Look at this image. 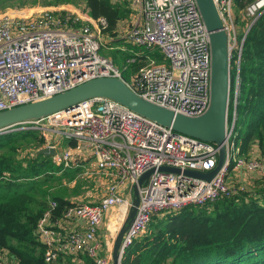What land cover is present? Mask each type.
Here are the masks:
<instances>
[{
	"label": "built area",
	"instance_id": "built-area-1",
	"mask_svg": "<svg viewBox=\"0 0 264 264\" xmlns=\"http://www.w3.org/2000/svg\"><path fill=\"white\" fill-rule=\"evenodd\" d=\"M132 2L135 19L125 32L126 40L139 49L159 50L162 58L147 55V64L129 80L110 57L100 52L98 33L100 27H107L106 18L97 19L100 27L96 29L88 16L85 19L80 14H63L57 8L42 10L33 17L17 13L1 15L0 111L50 97L93 78L109 76L124 79L141 97L175 112L188 116L204 114L211 100L212 56L210 33L197 1ZM215 2L229 36L230 58L235 59L236 75L230 95L233 119L227 126L226 157L211 180L160 168L212 170L219 156L215 143L176 133L171 127L107 97H93L53 115L4 130H42L46 140L43 147H56L54 162L69 167L76 159L75 151L60 150L59 144L48 138L50 132L58 131L66 138L78 140L82 150L89 149L93 154L99 170L118 179L99 203H77L67 208L65 217L85 220L87 229L85 233L70 232L63 241L62 234L50 224L52 210L57 206L56 201H50L49 209L38 223L47 262L54 263L60 252L70 250L87 254L95 264H114L112 254L100 253L101 242L97 237L100 225L112 208H117L119 221L128 217L133 202L120 187L128 184L132 189L149 170L153 171L140 187L136 216L123 237L121 261L125 250L146 232L159 213L210 204L234 195L238 187L244 189L228 183L231 169L264 173V159L239 155L234 143L243 45L252 24L264 12V0H251L244 7H240L242 0ZM234 7L240 9L243 25L237 23ZM142 55L134 53L127 62L131 64ZM56 116L62 117L61 122L40 125L44 119ZM0 264L15 262L8 259Z\"/></svg>",
	"mask_w": 264,
	"mask_h": 264
},
{
	"label": "trees",
	"instance_id": "trees-1",
	"mask_svg": "<svg viewBox=\"0 0 264 264\" xmlns=\"http://www.w3.org/2000/svg\"><path fill=\"white\" fill-rule=\"evenodd\" d=\"M70 1L46 0L45 3L61 6ZM84 1L92 27L98 29L97 19L104 17L108 23L107 27H100L104 37L128 49L140 50L124 34L125 18L131 10L129 0ZM249 1L242 0L240 7ZM60 12L66 13L63 6ZM111 53L113 57L122 54L118 50ZM134 53L119 56L120 63ZM147 55L162 58L159 50H144L135 62L126 65L123 77L146 65ZM240 74L234 143L239 155L264 159V12L244 41ZM235 75L236 63L232 59L233 88ZM232 112L231 102L229 122L233 119ZM45 142L39 129L0 133L1 262L11 259L15 264H74L80 256L91 259L85 253L70 250L60 252L54 263L45 259L46 245L38 232V223L49 209L50 201L57 202L50 224L62 234L63 241L70 233L60 224L71 220L65 217V211L73 204L82 203L72 198L85 193L89 185L86 178L79 176L83 170L79 159L64 167L56 164L52 155L38 154ZM68 142L72 148L77 146L75 140ZM255 144L260 154L252 152ZM250 178H253L252 186L241 190L238 187L232 196L201 206L190 205L161 219L155 216L158 224L152 225V221L147 233L125 250L121 264H264V173Z\"/></svg>",
	"mask_w": 264,
	"mask_h": 264
},
{
	"label": "water",
	"instance_id": "water-1",
	"mask_svg": "<svg viewBox=\"0 0 264 264\" xmlns=\"http://www.w3.org/2000/svg\"><path fill=\"white\" fill-rule=\"evenodd\" d=\"M196 1L210 33L212 56L211 100L204 114L200 116H188L175 112L172 109L141 97L124 79L103 76L90 79L69 90L50 97L0 111V133H4L5 129L11 128L22 122L35 118L47 117L59 111L69 109L84 100L98 96L107 97L120 102L131 110L147 116L160 124L171 127L176 133L215 143L219 147V156L218 163L212 170H181L173 166H162L160 168L162 171L176 174L184 173L205 180H211L223 166L226 157L225 142L228 135L227 126L229 122L232 86V60L230 58L229 36L224 29L223 21L215 0ZM56 153V147H42L38 150V154L53 156L56 155ZM152 171L153 170H149L145 172L140 177L138 183L134 185V202L114 243V264H121L123 237L136 216L141 200L140 187L147 181Z\"/></svg>",
	"mask_w": 264,
	"mask_h": 264
},
{
	"label": "crops",
	"instance_id": "crops-1",
	"mask_svg": "<svg viewBox=\"0 0 264 264\" xmlns=\"http://www.w3.org/2000/svg\"><path fill=\"white\" fill-rule=\"evenodd\" d=\"M130 8H131V6H130ZM48 138L52 139L53 141H56L59 144V148L73 149V151H75V153H76V155H75L76 159H79L80 162L83 163L82 164L83 168L84 167L86 168V164L90 163V165H91V171H92L90 173L91 175H89L86 178L89 181V185L86 186V188H85L87 190L85 191V193L81 194L79 197H73L72 201L79 200V201H82V203H84L83 201H85V203H93V204L99 203L108 194L110 188L114 184L118 183V179L114 174H111V173L108 174V173L103 172L97 168L93 154H91L89 149H83L82 150L79 147L80 143L78 140L73 139V138H66L64 135H62L58 131L50 132L48 134ZM69 139L75 140L77 142V146L72 148L69 146V144H67L66 145L67 147H63L64 140L69 141ZM252 152L255 154H260L257 144H255L253 146ZM237 172H240V171H237ZM97 173L108 175L110 179H107V181H106L105 180L106 177H101ZM92 174H96L99 176L92 175ZM256 174H257L256 172L247 173V176H245L244 179L249 180L250 176H253ZM94 189H97V190L100 189V191L97 192V190H94ZM120 191L124 195H126L128 197V199H130L132 202H134V197H135L134 187L131 189L130 185H128V184L122 185L120 187ZM165 212H168V211H165ZM172 212H178V211H172ZM160 214L161 213H159L156 216L158 217V216H160ZM119 219H120V221L118 220V216H117V208H112L108 211L107 215L105 216L103 222L100 225L97 237L99 238V241L101 242L100 253L102 255L103 254L104 255H111L112 254V256H113V249H114V243H115L116 237H117L118 232L122 228V226L125 223L127 218L124 221H122L121 218H119ZM60 225H62L63 228L68 233H70V232L85 233V231L87 229V222L83 219L64 221L63 224H60ZM116 229H118V230L116 231ZM140 237H138V238H140ZM74 264H95V263H94V260L92 258L90 260H88L86 257L80 256L79 258H77L75 260Z\"/></svg>",
	"mask_w": 264,
	"mask_h": 264
},
{
	"label": "rangeland",
	"instance_id": "rangeland-1",
	"mask_svg": "<svg viewBox=\"0 0 264 264\" xmlns=\"http://www.w3.org/2000/svg\"><path fill=\"white\" fill-rule=\"evenodd\" d=\"M46 0H0V16L6 13H17V14H21L22 16L25 17H33L34 15H36L37 13H39L42 10H54V8H57L58 10L56 11H60L61 10V6H63L66 10V13H70L72 15L74 14H80L82 15L85 19H87L86 16H88L90 18V16L88 15V10L85 9V1L84 0H71L70 2H68L67 4L61 5V6H57L55 4H46L45 3ZM129 7L131 6V10H130V14H128V16L125 18V23H126V28L125 31H127V29L130 28L132 21L135 19L134 17V11L132 10V0H129ZM235 8V12H236V16H238V20L237 23L239 25H243V22L241 21V11H239L240 9L238 7H234ZM240 28V27H239ZM241 29V28H240ZM125 34V33H124ZM99 37H100V43H99V47H100V51L103 55L110 57L115 63L118 62V64L116 63V65L123 71L124 74V69L126 67V65L128 66L129 63L127 62L128 58L131 55H128L126 59H124L122 61V63H120L119 58L124 55V53H129L131 51V53L133 54L135 51L137 52H144V49H140V50H131L128 49L127 46H122L121 44L118 43H112L110 41L109 38H107V36H103L102 32L98 33ZM120 51L121 53H118V56H114L112 55L111 52L113 51ZM146 50V49H145ZM135 52V53H137ZM120 56V57H119ZM162 60H158V62H161ZM128 74V73H126ZM127 76V77H126ZM124 77L129 80L130 75H124ZM62 117L61 116H56V117H52V118H46L43 121H41L40 125H44V126H48V125H53V123L56 122H61ZM15 130H20V129H15ZM11 131H14V129H12ZM68 144L67 140H64L63 143V147H67L66 145ZM61 150V148H60ZM91 165L86 164V168L84 167L83 170L79 173L80 177H84L87 178L89 175H91ZM94 173V172H93ZM248 171L245 170H240V172H237L234 169L230 170L229 173V178H228V183L231 185L234 184V186H244L245 188L248 187L250 188L252 186V180L253 178H250L249 180H245L244 177L247 176ZM99 174L101 177H106V181L107 179H110L108 175L105 174ZM92 175H96V174H92ZM96 175V176H99ZM109 181V180H108ZM110 182V181H109ZM97 190V189H94ZM100 189L97 190V192H99ZM85 202V201H83ZM176 212H172V211H168V212H163L160 214V216H158L157 219H161L162 217H167V215L170 214H174ZM156 218L152 219L153 224L152 225H157L158 224V220ZM152 221L149 223V225H151ZM114 224V223H113ZM148 225V227H149ZM147 227V230H148ZM118 229H116L117 231ZM147 230L145 233H147ZM154 231H158V229L154 228ZM144 233V234H145Z\"/></svg>",
	"mask_w": 264,
	"mask_h": 264
}]
</instances>
